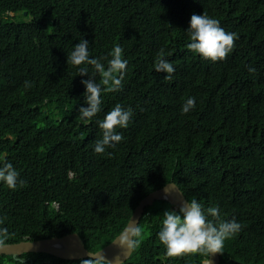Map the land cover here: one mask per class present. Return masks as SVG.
<instances>
[{"label":"trees","instance_id":"obj_1","mask_svg":"<svg viewBox=\"0 0 264 264\" xmlns=\"http://www.w3.org/2000/svg\"><path fill=\"white\" fill-rule=\"evenodd\" d=\"M202 13L238 37L224 61L187 47L190 17ZM82 38L90 58L119 44L128 61L121 90L103 92L91 120L77 111L86 107L88 77L67 63ZM161 49L175 69L171 79L154 70ZM189 97L195 107L183 114ZM116 104L131 108L132 119L117 129L121 142L96 154L97 122ZM0 157L19 173L15 189L0 182L8 244L75 233L94 253L144 197L172 181L187 201L217 206L221 219L242 225L225 241L220 264H264V0H0ZM165 210L175 209L164 200L144 209L140 243L123 264L207 259L167 255L158 239ZM84 260L0 255V264Z\"/></svg>","mask_w":264,"mask_h":264},{"label":"clouds","instance_id":"obj_2","mask_svg":"<svg viewBox=\"0 0 264 264\" xmlns=\"http://www.w3.org/2000/svg\"><path fill=\"white\" fill-rule=\"evenodd\" d=\"M186 31L190 40L187 45L189 50L213 63L226 60L234 50L238 38L235 33L225 31L220 21L210 17L207 13L192 14ZM123 51V48L117 44L108 56L90 58L89 42L82 38L67 56V63L79 69V76L88 77L81 81L86 90L84 93L86 107L81 106L77 110L81 119L91 120L102 110L101 96L103 92L121 90L128 65V61L122 58ZM104 61L107 62L106 65ZM87 66H91L94 75H99V82L95 78L89 77ZM154 70L157 73H167L165 79H171V74L175 71L173 65L165 59L164 49L157 53ZM249 71L254 72L255 69L250 68ZM26 86H30L28 82H26ZM194 107L195 98L189 97L181 111L183 114H187ZM132 116L131 108L125 109L120 104H116L103 120L98 121V126L102 130V139L95 142L94 152L103 154L107 147L121 142L123 135L117 129H126ZM0 161H3L0 166V182H3L9 189H15L19 173L11 163L7 162L6 158L0 157ZM21 183L23 182L21 181ZM209 217L213 219L210 220ZM0 224H3L2 219H0ZM241 229L242 225L235 219H221L217 206L205 210L193 198L190 202L183 200L178 211L165 210L163 212L158 239L164 245L169 257L204 254L208 259L203 264H210L209 256L223 254L225 241L240 232ZM141 237L142 230L136 224H129L115 242H118L123 248L131 249L139 245ZM8 238V229L0 227V251L8 247ZM89 257L91 258L82 261L81 264H107L100 253L89 254Z\"/></svg>","mask_w":264,"mask_h":264},{"label":"water","instance_id":"obj_3","mask_svg":"<svg viewBox=\"0 0 264 264\" xmlns=\"http://www.w3.org/2000/svg\"><path fill=\"white\" fill-rule=\"evenodd\" d=\"M24 15H26V13H24ZM159 200L167 201L173 205L175 210H178L181 202L186 200V198L180 191L179 187L175 183H172V181L168 182L162 188L149 193L134 208L121 233L111 243L94 253L89 252L85 248L83 241L78 235L69 234L62 238L8 244L7 248L0 251V255L17 256L26 253H43L62 260L78 261L90 259L91 257H89V254L100 253V255L104 257L107 264H123L130 257L132 248H123L115 241L122 233H124L129 224H136L137 226L144 209L150 206L153 202ZM209 260L210 264H220L219 255H211L209 256Z\"/></svg>","mask_w":264,"mask_h":264}]
</instances>
